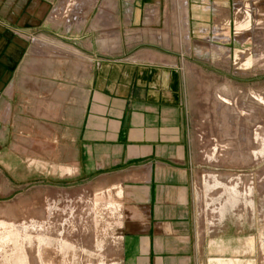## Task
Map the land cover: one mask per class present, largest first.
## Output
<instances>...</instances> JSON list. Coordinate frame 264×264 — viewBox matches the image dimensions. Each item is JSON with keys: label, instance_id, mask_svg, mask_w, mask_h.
I'll list each match as a JSON object with an SVG mask.
<instances>
[{"label": "crops", "instance_id": "obj_1", "mask_svg": "<svg viewBox=\"0 0 264 264\" xmlns=\"http://www.w3.org/2000/svg\"><path fill=\"white\" fill-rule=\"evenodd\" d=\"M65 1L0 0V194L47 173L124 189L120 264H207L185 66L233 0H77L71 24Z\"/></svg>", "mask_w": 264, "mask_h": 264}, {"label": "rangeland", "instance_id": "obj_2", "mask_svg": "<svg viewBox=\"0 0 264 264\" xmlns=\"http://www.w3.org/2000/svg\"><path fill=\"white\" fill-rule=\"evenodd\" d=\"M233 32L219 48L191 46L185 66L204 164L196 211L201 233L221 245L214 258L264 264V20ZM70 176L35 175L0 194V264H120L126 190Z\"/></svg>", "mask_w": 264, "mask_h": 264}, {"label": "built area", "instance_id": "obj_3", "mask_svg": "<svg viewBox=\"0 0 264 264\" xmlns=\"http://www.w3.org/2000/svg\"><path fill=\"white\" fill-rule=\"evenodd\" d=\"M263 4L264 0H233L230 17L222 18L213 24L210 29L212 35L207 38L208 43L214 48H219L221 44H230L227 41L223 43V30L233 28L235 35L240 34L241 30H249L253 20L257 24L262 23L264 20ZM82 15L83 10L77 0H66L62 6L55 7L53 12L54 17H62L70 24L79 21ZM256 16H259L258 20H256ZM240 23H244L245 26L242 28L239 26Z\"/></svg>", "mask_w": 264, "mask_h": 264}, {"label": "bare ground", "instance_id": "obj_4", "mask_svg": "<svg viewBox=\"0 0 264 264\" xmlns=\"http://www.w3.org/2000/svg\"><path fill=\"white\" fill-rule=\"evenodd\" d=\"M186 13V12H185ZM186 21V20H185ZM187 22V21H186ZM187 28V27H186ZM58 48V47H57ZM75 51V50H74ZM219 99L222 101H226L221 95H218ZM234 113V112H233ZM212 262H214L215 264H234L235 262H239V260L236 259H222V258H213L211 259Z\"/></svg>", "mask_w": 264, "mask_h": 264}]
</instances>
